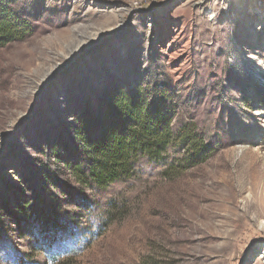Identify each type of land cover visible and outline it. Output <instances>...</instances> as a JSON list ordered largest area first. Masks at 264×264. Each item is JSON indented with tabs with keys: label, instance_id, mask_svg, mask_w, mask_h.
Returning a JSON list of instances; mask_svg holds the SVG:
<instances>
[{
	"label": "rangeland",
	"instance_id": "obj_1",
	"mask_svg": "<svg viewBox=\"0 0 264 264\" xmlns=\"http://www.w3.org/2000/svg\"><path fill=\"white\" fill-rule=\"evenodd\" d=\"M12 2L33 33L0 49V264H264V0ZM155 82L173 90V130L212 156L164 176L172 150L105 191L78 187L49 154L73 160V113ZM51 206L62 224L38 226Z\"/></svg>",
	"mask_w": 264,
	"mask_h": 264
},
{
	"label": "trees",
	"instance_id": "obj_2",
	"mask_svg": "<svg viewBox=\"0 0 264 264\" xmlns=\"http://www.w3.org/2000/svg\"><path fill=\"white\" fill-rule=\"evenodd\" d=\"M33 33L30 13L16 7L12 0H0V49L21 42ZM173 90L158 82L147 87L104 91L94 107L82 102L72 115L71 133L75 145L73 160H60L57 144L50 146V156L61 161L70 178L81 189L105 191L116 181L132 178L142 165H165L169 151L175 150L181 159L165 165L162 174L173 176L204 163L214 152L193 127L172 128L177 105ZM46 184L51 175L41 171ZM44 178V179H45ZM63 194H67L66 192ZM0 207V231L4 215L10 213L6 203ZM17 202L15 214L30 218L35 207ZM57 208V209H56ZM59 206L48 207L41 220L42 228L62 224L64 215ZM35 212V214H34ZM50 215V217H48Z\"/></svg>",
	"mask_w": 264,
	"mask_h": 264
}]
</instances>
